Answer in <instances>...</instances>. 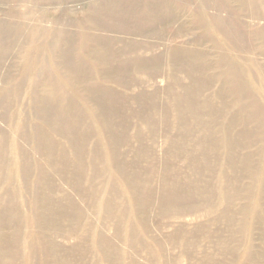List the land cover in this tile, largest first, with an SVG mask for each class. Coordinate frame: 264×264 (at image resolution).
<instances>
[{"label":"bare ground","instance_id":"1","mask_svg":"<svg viewBox=\"0 0 264 264\" xmlns=\"http://www.w3.org/2000/svg\"><path fill=\"white\" fill-rule=\"evenodd\" d=\"M255 21L264 0H0V264H181L171 251L188 260L203 240L262 264L235 218L256 219L264 190ZM165 74L163 91L143 88ZM222 221L227 240L205 231ZM238 234L248 242L233 249Z\"/></svg>","mask_w":264,"mask_h":264},{"label":"rangeland","instance_id":"2","mask_svg":"<svg viewBox=\"0 0 264 264\" xmlns=\"http://www.w3.org/2000/svg\"><path fill=\"white\" fill-rule=\"evenodd\" d=\"M27 7H29V8H27ZM62 7H63L62 5H55V6L51 7V10H53V12H55V13H52V14H54L55 17H60V20L62 19L61 18L62 17V14L60 13ZM65 8H66L65 6L62 8L63 11L65 10ZM26 9L27 10L30 9V6L27 5V6H23V7L20 8L21 12L27 11ZM80 15H81V13H76L74 15H71V19L73 20V23H74V25H72L70 27V30L71 31L77 30V24L81 20V16ZM255 22H257V21H255ZM48 24L49 23H47V24L44 23L43 26H50V24L49 25ZM263 25H264V22L263 21L257 22V26L262 27ZM175 31H176V27L175 26H166L163 29V35L165 36V38L166 37L167 38H171L173 36V34L176 33ZM193 34H196V32L193 33ZM192 36H195V35L183 36L181 38L179 37V40H180L179 43H183V42H186L188 40V42H187L186 45L190 46V43H191L190 42V38ZM160 41L161 40H159V43H161ZM251 57H253V56H251ZM254 58L257 60V62H260L261 64H264V56L257 55ZM14 62H13V64L15 65ZM14 72H15V68L12 70V73L11 72L10 73L11 74H14ZM178 76H179L180 81L183 82L184 84H186L189 81L188 78L184 75V73H179ZM252 78L254 79L253 82H252L254 84V86H256V87H261L262 86V83L263 82H262V79H261V77L259 75V71H257V70L252 71ZM143 79H144V81L142 83L143 88H145V89H151L152 92H155V91L156 92H161V91H163L166 88V85L169 82V79H167L166 74H165V76L161 75L160 77H157L154 80L151 79V78H143ZM0 80H1L0 81V88H2L3 87V82H2L3 80L2 79H0ZM146 80H148V81H146ZM217 87H218V84L216 83L215 89ZM130 89H140V88L139 87H137V88L136 87H133V88H130ZM1 110H3V109H1ZM0 123H1L0 126L3 127V128H5L7 132L10 131V129H9L10 128L9 122L4 123V122H1L0 121ZM249 130L256 131L257 130V125H254V124L250 125L249 126ZM169 134H172V133L170 132ZM169 134H167V135L165 134L164 135L162 133V134H159L156 137V140L157 141H155V142L157 143V145H155L154 147L155 148L157 146L158 147L156 148V151L155 152L153 151L154 152L153 154L150 153V155L152 156L151 158L159 157V156H161L163 154V150L161 149V147L159 145H161L164 141L168 140V137H169L168 135ZM254 149H256V148H254ZM256 194H257L256 192H254L252 194L251 201L250 200H247V199L246 200H235L234 203H233L234 208H239L241 206H246V205L252 204V200L254 199V196ZM207 209H211L212 210L213 207H208ZM257 214H258V216L256 217V219H255V217H252L250 221L247 220V219H245V218H243L240 215L236 216L235 217V218H237L236 228L237 229L238 228L240 229L241 224H243V228L244 227H247V229H249V232H248V236L250 237L249 242L253 245V247H254L253 250L256 251V252H261V251L264 250V190H262V195H261V198L259 199V207H258ZM199 216H200L199 219H198L199 222H202V221H204L206 219V217L204 216V214H202L201 212L199 213ZM156 222H157V220H155V218L152 216L151 219H149V227L150 228L151 227H154L155 224H156ZM188 227L191 228L192 225H188ZM215 230L221 231V235L226 240L229 238V234H227V232L225 233L224 231H229L230 233L232 231V229L231 228H228V226L226 225V223L224 221H222L221 224L216 225V226H212V225L209 226V224H207L205 231H207V232H213ZM110 233H112V232H110ZM153 233H151V234H153ZM158 235L160 237H162V235L160 234V232H158ZM248 236H243L242 234H238L236 236V239L233 237L234 240H233V243L231 244V247H233V249H234V248H239V247H242V246H246V244L248 242ZM145 238L149 242L151 241V238L150 237H145ZM115 241L119 245H121L120 238H118V240H115ZM62 244L65 245V242L62 243ZM209 244H210L209 242L204 241V240L202 242H200L199 243V246L197 247L198 251L196 253H194L195 255H194L193 258L191 257L188 260L185 259L184 257H181V251L178 250L177 248L176 249H173L171 251V254L175 258H177L176 260H178L180 258L181 259V264L182 263L183 264H194V263L195 264H198L199 262H201L200 260H203V261L205 260L206 261V263H203V264H214L215 263L214 260H216V259L219 260L220 264H231V258H229L228 256H222L223 254H222L221 251H218L217 250L215 252L211 248V246ZM86 248H88V245L87 244L85 245V249ZM205 255H207V256H205ZM89 256H90L89 258L91 260H92V257H93V259L98 258L97 256H95V254L94 255L93 254H89ZM208 256H213V259L214 260H212L211 258H207L206 259L205 257H208ZM150 260H151V262H148ZM139 261H140V262H138L139 264H151L152 263V259L149 257L148 254H142V257L139 258ZM96 264H98V260H97V263ZM199 264H201V263H199ZM262 264H264V262Z\"/></svg>","mask_w":264,"mask_h":264}]
</instances>
